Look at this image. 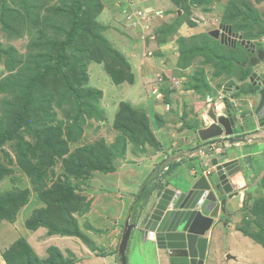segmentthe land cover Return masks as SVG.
<instances>
[{"label":"rangeland","instance_id":"obj_1","mask_svg":"<svg viewBox=\"0 0 264 264\" xmlns=\"http://www.w3.org/2000/svg\"><path fill=\"white\" fill-rule=\"evenodd\" d=\"M139 1L100 0L73 18L74 0H0V264H80L82 256L62 252L58 241L67 236L76 238V247L85 244L95 257L117 251L123 230L119 233L116 225L123 228L120 211L130 205L124 185L136 181L172 137L174 143L183 135L184 142L191 140L201 113L210 111L192 102L197 88L210 90L215 98L218 90L250 72L247 63L255 54L240 41L233 46L209 33L230 25L239 39L249 38L264 49V0H158V9L151 11L166 10L162 22L154 12L151 19L147 15L145 21L137 20L138 9L143 10ZM74 29L75 40L66 45L62 67L40 76L58 65V43ZM134 47L140 57L133 65L128 56ZM147 60L160 73L151 74ZM190 60L191 69L184 71ZM135 80L147 90L130 94ZM93 147L92 155L81 150ZM97 163L113 169L102 171ZM141 163L133 179L121 181L122 196L114 185L106 187V194L100 188L101 175ZM153 182L160 188V181ZM151 189L157 190L155 184ZM95 207L96 214L90 213ZM250 210H241L248 216L245 232L255 230V221L264 226V216ZM250 214L254 222H249ZM31 225L43 228L45 260L37 253L31 256L34 237L25 233ZM246 234H234L226 242H235L247 264H264V251L256 250L258 241ZM255 237L264 243V227Z\"/></svg>","mask_w":264,"mask_h":264},{"label":"crops","instance_id":"obj_2","mask_svg":"<svg viewBox=\"0 0 264 264\" xmlns=\"http://www.w3.org/2000/svg\"><path fill=\"white\" fill-rule=\"evenodd\" d=\"M156 1L158 0H140L139 2L142 9L150 10V14L152 15V17L154 12V17L160 19L163 17V14H165L166 10L160 8L158 11H151L155 10V8L157 7ZM173 1L174 0H171V2L174 4ZM166 5L168 6L169 3L166 2ZM178 12L180 13V11ZM155 22V20H152L153 24ZM160 22H162L161 19ZM213 37L217 39V37ZM129 51L130 55L128 57H130V61H132L133 65L135 63H138L140 54H135L138 51V48L134 47ZM177 55H180L179 50L177 52ZM188 62H190V64L189 66L185 67L184 71L190 70L192 67L191 60ZM146 64L148 65V70H151V74L160 73V71L155 70L153 62H151V60H147ZM247 64H253L250 69L252 71L251 74L254 72L256 75H258V77H264V61L256 57H252L251 62H248ZM139 79L143 80V76H141ZM252 84L253 83L250 81L248 76L244 79L238 78L231 89L226 90L222 88L221 90H218V93L220 92V96L218 95L215 98H213L214 96L212 92H210V90L206 91L200 89V91L196 89L195 91L197 93H194L192 95V102H196V104L199 103L202 106H207V109L210 110V113L208 117L205 116L204 112L201 113L198 128L196 127L195 132H189L191 135V140L189 142H186V140L184 142V135L182 137L183 139L181 141H178L179 143H174V137H172L167 147L161 146V148L158 149H161L160 152L157 151L156 156L150 158V161L147 165L148 169H143L136 181L127 182L126 179L127 176H132L133 179L137 174V168H143L142 163L136 164V167L126 169V171L124 172L115 170L113 173L110 172L108 174L101 175V180L98 183H101L100 188L103 189L105 194L106 187L110 184L114 185L116 190L121 188L119 193L122 196L123 194L121 193V181H124L125 183L127 182L124 185V191L130 197V205H128L124 209L122 208L123 212L120 211L122 217H125L123 228L120 229L118 225H116L117 231L119 233H121V231L123 230V235L126 229V224L128 222L134 224L130 229V236L125 252L127 257V264L167 263V258L165 256L164 250L159 249V246L156 243L155 239H151L149 237L146 238L144 236L145 233L144 229H142L141 224L144 213L141 214L140 207L145 200L146 191L148 189H151L153 184H155V182L153 181H167L169 182V187L171 189L187 190L192 183L199 179V177L205 175V171L208 168L212 167L210 161L213 160L214 157H216V153L218 152H221L222 154L221 157L220 155H217V157L221 158L220 161L234 160L238 162L240 171L235 175L238 188L236 189L237 192L235 195L230 196L228 194H222V198H219V202L221 203L222 207L218 211V216L214 218L212 226L208 228L204 233V236L207 237L204 264L249 263L248 259L247 261L244 259V253L240 249L238 250L235 242H232V240L231 242H226L227 237L231 238L234 234L237 233H241L247 236L248 234L246 233H249L252 237L254 236V239L252 238L253 241H258L257 243H259L255 245V249L264 251V243H260V239L258 240V238L255 237V235H257V233L259 232L260 227H264L263 221H261L260 223H258L257 221L254 222L252 219L255 214H250L248 219H251V221L249 222H254L255 224H257V227H255V230H252L251 232H245L243 224L245 218H247L248 216H244V214L241 212V210L243 209L251 208L248 213H252V207L254 203L260 199H264V121H260L259 119H257L254 114L258 99L255 97V95L250 94V90L253 89ZM150 87L151 85H148V88ZM146 88V84L137 83V80H135L132 86H130L128 92L130 94H135V91L147 90ZM247 90L248 95L245 94ZM199 92H202L203 94H200ZM238 93L240 94L237 95ZM111 99H115V97L111 95ZM220 99H222V101L223 99H228L227 101H232L234 103V106L236 108V112H234L233 116L236 123L234 126H236V128L238 129L237 135L235 136V130L232 135L231 133L229 134L227 128H221L220 122L218 121V117H220L221 115L220 111H224V109L221 110V105H219ZM152 102L153 101H151V103ZM151 103L147 102L146 105H149ZM213 125H217L218 127H220L221 132L219 134H215V131L214 134L210 132L211 136L204 139L201 135V131L211 128ZM241 125L244 128L243 132H240ZM234 126H231V130ZM241 133H243L247 137L246 140H240L241 138H239V140H235L233 138L239 137ZM173 136H175V134H173ZM218 139L225 141V152L218 149L217 152L215 151L214 153H203L202 148L205 147L207 143L209 144L212 141ZM164 148H167L164 151L165 153L161 152ZM168 149L170 158H167L166 160L165 158ZM152 155H154V153ZM160 155H163L161 157L163 161L160 160ZM163 165H168L169 169H162ZM184 174L188 175V177H185ZM111 177H113L114 180ZM150 178L152 179L150 180ZM207 178L209 180L217 181L215 173H212ZM109 201L116 202L117 199H112ZM95 212H97L96 207L90 209V213L96 214ZM105 213H109V217L114 218L113 212L106 211ZM102 228L104 227L100 225L99 229ZM25 233H27V235L29 236L31 235V238L34 237V239H31V241L34 243L32 244V246H34L33 250L40 257L44 256L40 259L45 260L47 246H44L40 243V241L44 237H46L44 236L43 228L31 230L26 226ZM36 234H38V236L43 235V237H41L40 239L36 237ZM67 237V240L58 241V243L61 244L64 249L61 250L65 253L68 252L67 254H69V252L71 251L73 253L72 255L75 254L77 256H82L80 264H121L120 250L118 251L121 242L115 245L117 251L99 258V256L95 257V254L85 244L83 247H76V238L74 236ZM54 239V237H51V240L54 241ZM68 241H70V244H67ZM71 242H73V245H71ZM241 242H243V240ZM227 253H231V257H228L229 254L226 257Z\"/></svg>","mask_w":264,"mask_h":264},{"label":"water","instance_id":"obj_3","mask_svg":"<svg viewBox=\"0 0 264 264\" xmlns=\"http://www.w3.org/2000/svg\"><path fill=\"white\" fill-rule=\"evenodd\" d=\"M216 32L218 30L210 34L216 36ZM258 52L259 57L264 59V50L259 49ZM252 92L258 99L254 110L255 117L264 121V79L259 78L254 81ZM234 112L236 109L226 104L224 114L218 117L221 128L226 127L229 134L234 133V130L235 134L238 131L234 126L236 124L233 117ZM231 126H234L232 130ZM214 131L215 134H219L221 129L213 125L211 128L202 130L201 135L205 139L211 136V133L214 134ZM240 131H244L242 125ZM233 138L239 140V137ZM221 143L224 144V141ZM212 164L216 165L217 181H209L203 175L187 190L171 189L169 182H166L154 191L141 208V214L144 213L142 227L144 230L156 232V243L159 249L164 250L167 258V263L164 264H204L207 244L204 233L212 226L214 218L218 216L221 206L219 198H222V194L230 196L236 194L234 189L238 185L235 174L240 170L238 162L234 160L220 161V158L215 157ZM132 226V224H126L120 243L121 264H127L125 252ZM228 257L231 255L229 254Z\"/></svg>","mask_w":264,"mask_h":264},{"label":"trees","instance_id":"obj_4","mask_svg":"<svg viewBox=\"0 0 264 264\" xmlns=\"http://www.w3.org/2000/svg\"><path fill=\"white\" fill-rule=\"evenodd\" d=\"M176 1H180V0H176ZM187 1L186 0H184V3H186ZM93 3H96V5H99V4H101L100 3V0H74V5H73V8H72V12L71 13H73V18L76 16H78V15H80L81 13L80 12H85V14L87 13V9H91V7H92V4ZM80 8H82V10H80ZM228 18V17H227ZM227 18H225L224 19V22H228L229 21V19H227ZM73 21V20H72ZM74 22L75 23H78V22H80V21H78V19H76L75 18V20H74ZM223 23V22H222ZM75 30L76 29H74L73 31H72V33L69 35V37L66 39V40H62V41H60L58 44H59V46H60V49H59V51L57 52V58H59V61H58V65L57 66H51V67H49V68H47V71L46 72H44V73H41L40 74V76H46L48 73H50V72H52L53 70H59L61 67H62V59L61 58H63V53H64V51H65V48H66V45H69L70 43H72L74 40H75ZM100 39H102V41L103 42H106V40H105V37H100ZM222 43V42H221ZM204 49L206 50V51H209L208 49L209 48H206L205 47V44H204ZM114 50V49H113ZM115 51V50H114ZM116 52V51H115ZM118 55H120V53H118V52H116ZM65 55V54H64ZM245 73H247V72H245ZM113 77V76H112ZM253 88V87H252ZM198 89V88H197ZM24 110H21V112L19 113V116H23L24 115ZM149 132H151L150 130H149ZM130 133H132V135H134V133H135V131L134 130H131L130 131ZM151 138L153 139V141L155 142V140H154V135H153V133L151 132ZM94 147L93 148H87V149H85V148H83V149H81V150H83V151H87V152H89L91 155L93 154V152H94ZM96 168H98V169H100V170H102V171H106V170H109V171H112V167H104L103 165H102V163H97V167ZM108 171V172H109ZM68 201H71L72 202V197L71 198H69V200ZM252 210H253V213L254 214H256V215H261V216H264V199H260V200H258V201H256L255 203H254V205H253V207H252ZM261 221H259L258 223H260ZM48 224H50V223H48ZM43 225H46L47 226V224H43ZM32 226V225H31ZM28 228H30V229H36L37 227H34V226H32V227H29L28 226ZM25 244L28 246V242H26L25 241ZM11 247H14V245L13 246H11ZM9 248V250H11L12 248ZM32 250H33V248H32ZM31 251V250H30ZM32 254H31V256H36L37 257V255H36V253H35V251L33 250L32 252H31ZM16 254H12V255H10V256H15ZM8 256V255H7Z\"/></svg>","mask_w":264,"mask_h":264},{"label":"clouds","instance_id":"obj_5","mask_svg":"<svg viewBox=\"0 0 264 264\" xmlns=\"http://www.w3.org/2000/svg\"><path fill=\"white\" fill-rule=\"evenodd\" d=\"M139 10V12L141 11L142 12V14H138V16H137V20H143L144 19V17L145 16H149V18L151 19L152 18V15L150 14V10H148V9H143V10H141V9H138ZM177 10V9H176ZM178 11H180L179 9H178ZM178 11H176L177 13H179ZM141 15H143V16H141ZM141 16V17H140ZM222 26V25H221ZM214 30H219V29H214ZM210 34V33H209ZM222 34H224L223 33V28L221 27L220 28V30H219V32H218V36H217V38L218 37H221V35ZM211 35V34H210ZM212 36V35H211ZM214 36V35H213ZM216 37V36H215ZM220 40H221V38H220ZM222 41V40H221ZM222 42H225V41H222ZM244 43H245V41H244ZM258 59H260V60H264V59H261L260 57L258 58ZM250 65V67H252L253 66V64H249ZM251 70H250V72L248 71L247 73H244V76H242V77H240V78H245V77H249V79H250V81H252V83H254V80H255V76L254 75H256L255 73H252L251 74ZM252 87H253V84H252ZM228 99H223V101L222 102H220L219 103V105H221V110H223L224 109V111H223V113H220L221 115L220 116H222L223 114H224V112H225V105L226 104H228V105H230V107L232 108V107H234L235 108V106H234V103L232 102V101H227ZM236 109V108H235ZM209 113H210V111L209 112H207L206 114H205V116H207L208 117V115H209ZM210 124V123H209ZM241 132V131H240ZM243 132V131H242ZM232 135V134H231ZM235 135H237V133L236 134H234V136ZM240 137H244L245 139L244 140H246V136L243 134V133H241V135L239 136V138ZM241 140H243V139H241ZM222 141L221 140H214V141H212L211 143H207L206 144V146L205 147H203L202 148V151H203V153H214L215 151H217L218 149L220 150V147H219V144H222L221 143ZM227 143V142H226ZM222 146L224 147V149H223V151L225 150V141H224V144H222ZM222 151V150H221ZM219 153H221V152H219ZM222 155V154H221ZM217 157V156H216ZM215 158V157H214ZM219 158V157H218ZM221 159V158H220ZM211 162V164H212V160L210 161ZM164 167V168H163ZM162 169H165V170H168L169 169V166L168 165H163L162 166ZM240 171V170H239ZM238 171V172H239ZM237 172V173H238ZM212 173H215L216 174V165H213L212 164V167L211 168H208L206 171H205V175L204 176H206V178L207 177H209V175H211ZM236 173V174H237ZM235 174V175H236ZM203 176V175H202ZM208 179V178H207ZM209 180V179H208ZM209 181H211V180H209ZM167 182V181H166ZM165 182V183H166ZM161 183V185H159V187L161 188L165 183H163V181H160L159 182V184ZM157 182H155V186L157 187V189H159L158 188V186H157ZM238 187H236L235 189H234V192L236 191V189H237ZM154 189H148L147 191H146V196H145V200H144V202L142 203V205H141V207H140V210H141V208L146 204V202L148 201V199H149V197L151 196V195H153V193H154V191H156V190H154ZM237 192V191H236ZM229 195V194H228ZM233 195H235V194H232V196ZM222 206H220V208H221ZM220 210V209H219ZM141 212V211H140ZM129 223V222H128ZM129 224H132V225H134L133 223H129ZM142 229H144L143 227H142ZM150 232H153L152 233V235H150ZM144 236L147 238V237H149V238H151V239H155L156 240V232L154 231V230H144ZM205 237V236H204ZM206 239H207V237H206ZM127 258V257H126Z\"/></svg>","mask_w":264,"mask_h":264},{"label":"flooded vegetation","instance_id":"obj_6","mask_svg":"<svg viewBox=\"0 0 264 264\" xmlns=\"http://www.w3.org/2000/svg\"><path fill=\"white\" fill-rule=\"evenodd\" d=\"M220 24H223V23H220ZM227 27L226 28H224L223 27V25H222V27L224 28L223 29V33H224V35L222 34L221 35V40L222 41H225L226 43H228V44H230V45H236L239 41H240V43L243 45V46H245L247 49H248V51L249 52H251L252 54H255V57L256 58H259V52H258V50L259 49H262V50H264L262 47H256V45H254L252 42H251V40L249 39V38H247V39H239V37H237V35H236V31H233L232 30V32H231V29H230V31H229V26L230 25H226ZM231 27V26H230ZM240 35L239 36H242V31H240V33H239ZM243 41H245V43H243ZM232 43V44H231ZM264 61V60H263ZM254 73V72H253ZM264 79V77H258V75H255V80L254 81H256L257 79ZM252 82V81H251ZM233 86V85H232ZM232 86L231 87H227V89H231L232 88ZM226 89V90H227ZM231 95V94H230ZM232 96V95H231Z\"/></svg>","mask_w":264,"mask_h":264},{"label":"built area","instance_id":"obj_7","mask_svg":"<svg viewBox=\"0 0 264 264\" xmlns=\"http://www.w3.org/2000/svg\"><path fill=\"white\" fill-rule=\"evenodd\" d=\"M139 14H142V12L140 11ZM153 232H150V235H152Z\"/></svg>","mask_w":264,"mask_h":264}]
</instances>
